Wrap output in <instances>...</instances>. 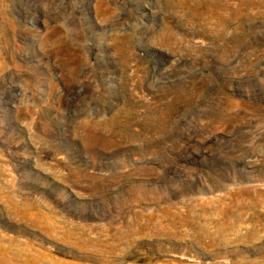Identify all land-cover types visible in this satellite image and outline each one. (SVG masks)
Returning <instances> with one entry per match:
<instances>
[{"label": "rangeland", "instance_id": "374dc122", "mask_svg": "<svg viewBox=\"0 0 264 264\" xmlns=\"http://www.w3.org/2000/svg\"><path fill=\"white\" fill-rule=\"evenodd\" d=\"M0 264H264V0H0Z\"/></svg>", "mask_w": 264, "mask_h": 264}]
</instances>
